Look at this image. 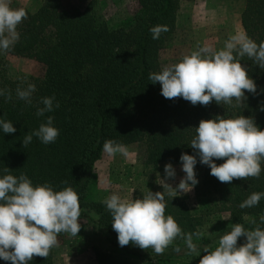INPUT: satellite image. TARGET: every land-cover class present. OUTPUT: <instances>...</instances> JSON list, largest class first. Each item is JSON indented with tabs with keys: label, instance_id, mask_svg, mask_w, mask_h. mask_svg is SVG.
Returning a JSON list of instances; mask_svg holds the SVG:
<instances>
[{
	"label": "trees",
	"instance_id": "16d2710c",
	"mask_svg": "<svg viewBox=\"0 0 264 264\" xmlns=\"http://www.w3.org/2000/svg\"><path fill=\"white\" fill-rule=\"evenodd\" d=\"M138 7L126 23L111 25L97 11L95 0L81 8L64 0H42L33 10L25 6L27 19L18 26L19 41L7 53H0V89L10 90L12 99L0 96V118L13 122L15 133L0 129V175L8 167L11 174H26L34 185L51 183L55 190L71 186L77 191L81 216L86 217L107 236L106 248L96 249L98 264H199L230 225L241 223L246 228L259 224L264 215V198L253 208L239 207L253 192H264V170L260 177L221 183L210 175L209 166H195L198 184L194 186L199 210L192 211L178 197H168L166 215H172L185 233L199 229L203 236L194 243L200 256L188 254L182 240L177 239L162 255L142 250L131 243L121 247L111 226V215L102 203L90 199L88 192L94 178V163L108 139L126 144L141 141L145 145L146 162H181L201 119L216 115L225 118L244 115L255 119L264 129V69L247 57L242 58L249 76L254 79L256 93L245 92L243 107H226L213 101L208 106L192 105L183 98L166 99L159 83L149 81V74L160 71V50L175 31L179 0H137ZM240 21L244 34L257 43L264 41V0H244ZM167 25L168 32L153 39L150 28ZM35 59L39 75L12 72L9 56ZM168 66V65H167ZM36 85L32 103L16 96L17 87ZM55 96L58 108L44 116H36L42 97ZM235 103V102H234ZM53 116L60 135L54 143L43 144L36 137L23 147L24 136ZM217 160V164L223 163ZM264 169V162H262ZM67 181V184L62 183ZM231 197V198H230ZM197 209V208H196ZM91 211V213L89 212ZM227 213L229 219L214 223L203 231L201 216L213 211ZM264 228V225H260ZM245 240L241 237L239 241ZM180 247L176 252L174 248ZM55 249L47 258L34 257L29 264H56ZM0 264H11L0 258Z\"/></svg>",
	"mask_w": 264,
	"mask_h": 264
},
{
	"label": "clouds",
	"instance_id": "9594fccd",
	"mask_svg": "<svg viewBox=\"0 0 264 264\" xmlns=\"http://www.w3.org/2000/svg\"><path fill=\"white\" fill-rule=\"evenodd\" d=\"M28 12L23 7L14 8L11 0H0V53H7L20 39L18 26L27 19ZM167 25L150 28L153 39L168 32ZM247 57L264 69V41L257 43L244 33L230 34L219 50L205 43L171 65L149 74V81L159 83L161 95L166 99L183 98L192 105L208 106L213 101L228 107H243L247 96L255 94L257 85L245 66L242 58ZM36 85L29 83L26 88L17 87L16 96L27 104L32 103ZM0 96L11 100L10 90L0 89ZM235 102V103H234ZM36 116L42 117L59 107L55 96L42 97ZM264 110V104L261 105ZM54 117L48 116L46 122L23 138V147L29 145L33 137L47 145L54 143L60 135L53 124ZM3 133H15L13 122L0 118ZM189 146L196 155L187 152L180 157L184 177L175 187L169 183L175 179L176 170L171 163L164 167L165 176L156 173V183L163 191H148L142 198L122 197L118 192L107 196L102 203L111 215L112 229L117 233L121 247L130 243L142 250H152L162 255L167 248L179 239L188 254L200 256L201 251L194 243L203 233H185L172 215H166L165 195L172 199L187 193L198 184L195 166L199 162L210 167V175L221 183L231 184L233 180L259 178L264 162V129L255 119L244 115L225 118L216 115L211 119H201L195 127V135ZM102 152L108 157L120 154L126 159L129 149L113 139L104 142ZM217 160H223L217 164ZM0 175V258L11 264H29L34 257L47 258L50 251L59 246L60 234L76 236L81 229V206L79 195L73 187L55 190L51 183L34 185L24 173L11 174L5 167ZM62 183L67 184V181ZM231 198V197H230ZM264 198V192H253L239 207L253 208ZM223 217L221 219H229ZM252 228L241 223L230 225L218 241V246H204L206 253L199 264H264V215L255 220ZM244 237L245 242L238 244ZM174 250L181 249L177 245Z\"/></svg>",
	"mask_w": 264,
	"mask_h": 264
},
{
	"label": "rangeland",
	"instance_id": "374dc122",
	"mask_svg": "<svg viewBox=\"0 0 264 264\" xmlns=\"http://www.w3.org/2000/svg\"><path fill=\"white\" fill-rule=\"evenodd\" d=\"M42 0H11V6L18 8L25 6L33 10ZM90 0H64L65 3L74 4L84 8ZM96 9L111 25L126 23L137 9V0H95ZM244 0H179L177 11V24L171 38L160 50V61L167 66L178 62L184 54L190 53L198 44L208 43L215 49L223 47L230 34L244 33L240 15ZM9 61L13 73L31 76L39 75V63L30 57L10 55ZM129 149L126 159L120 154L108 157L101 152L94 163V178L90 186L88 197L90 199L106 198L113 192L130 199L142 198L148 191H163L156 183V173L165 176L164 167L171 163L176 170L175 179L168 182L174 187L184 177L182 163L177 161H163L157 165L146 162L145 145L141 141L124 144ZM193 189L178 195L192 211L199 210ZM168 198L165 195V199ZM197 208V209H196ZM91 213V211L89 210ZM207 215V214H205ZM201 216L203 231L208 233L214 223L223 221L227 213L213 211L207 217ZM81 229L76 236L60 234L59 246L55 247L56 264H98L95 258L96 249L106 248L107 236L96 228L88 218L80 217ZM245 240L239 241L243 244ZM215 245V247H217Z\"/></svg>",
	"mask_w": 264,
	"mask_h": 264
}]
</instances>
